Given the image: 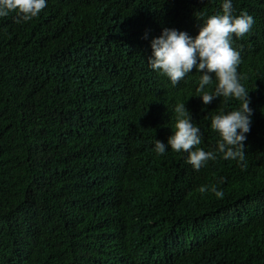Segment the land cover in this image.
Wrapping results in <instances>:
<instances>
[{
    "label": "trees",
    "instance_id": "1",
    "mask_svg": "<svg viewBox=\"0 0 264 264\" xmlns=\"http://www.w3.org/2000/svg\"><path fill=\"white\" fill-rule=\"evenodd\" d=\"M222 4L47 0L26 23L0 18V264H264V0H232L255 20L233 37L253 109L247 168L155 152L178 103L206 151L212 116L240 107L205 105L195 69L173 85L147 62L164 28L195 37Z\"/></svg>",
    "mask_w": 264,
    "mask_h": 264
},
{
    "label": "clouds",
    "instance_id": "2",
    "mask_svg": "<svg viewBox=\"0 0 264 264\" xmlns=\"http://www.w3.org/2000/svg\"><path fill=\"white\" fill-rule=\"evenodd\" d=\"M46 6L47 0H0V18L15 13L17 24L26 23L38 17ZM197 17L203 23L195 37L175 28H164L161 35L151 41L152 55L147 62L173 85L195 69L201 73L196 95L202 98L205 105L223 97L225 101L238 100L240 107L227 112L222 109L212 116L211 129L218 133L219 140L215 151H206L200 147L203 135L200 128L192 122L185 103H178L174 109V132L168 137L167 144L156 140L155 152L163 155L167 146L173 152H186L187 162L195 170L217 160L218 154H222L225 160L244 162L240 163L244 170L247 168L244 151L246 134L251 130L253 109L250 107L249 90L241 83L246 77L238 71L242 56L233 47V37L242 38L248 34L255 20L246 11L233 15L232 0H223L221 13L208 16L206 20L202 16ZM213 85L214 89L211 88ZM209 190L218 198L224 195L214 186L199 188L202 194Z\"/></svg>",
    "mask_w": 264,
    "mask_h": 264
}]
</instances>
